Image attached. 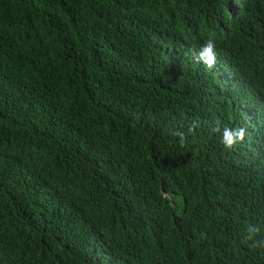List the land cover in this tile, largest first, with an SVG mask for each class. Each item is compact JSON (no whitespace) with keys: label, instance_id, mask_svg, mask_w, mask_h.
Here are the masks:
<instances>
[{"label":"trees","instance_id":"16d2710c","mask_svg":"<svg viewBox=\"0 0 264 264\" xmlns=\"http://www.w3.org/2000/svg\"><path fill=\"white\" fill-rule=\"evenodd\" d=\"M0 264H264V0H0Z\"/></svg>","mask_w":264,"mask_h":264}]
</instances>
